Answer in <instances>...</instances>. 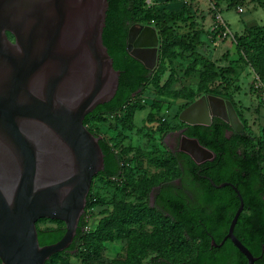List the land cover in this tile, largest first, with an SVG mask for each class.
Returning a JSON list of instances; mask_svg holds the SVG:
<instances>
[{
  "label": "water",
  "instance_id": "1",
  "mask_svg": "<svg viewBox=\"0 0 264 264\" xmlns=\"http://www.w3.org/2000/svg\"><path fill=\"white\" fill-rule=\"evenodd\" d=\"M107 9L108 0H0L1 264H45L67 249L92 179L104 169L100 137L83 120L98 104L110 101L119 84L120 70L102 38ZM158 46L154 26L129 27L127 51L147 69L156 65ZM200 101L205 114L206 104ZM196 102L182 112L187 124H209L214 115L242 130L228 99L208 94L207 121L201 120L203 114L184 116ZM182 140L181 149L197 163L215 156L197 138L183 135ZM226 185L233 187L240 204L223 241L229 238L247 264H254L258 257L233 231L243 211L242 196L229 182L217 187ZM39 218L62 220L63 236L40 245Z\"/></svg>",
  "mask_w": 264,
  "mask_h": 264
},
{
  "label": "trees",
  "instance_id": "2",
  "mask_svg": "<svg viewBox=\"0 0 264 264\" xmlns=\"http://www.w3.org/2000/svg\"><path fill=\"white\" fill-rule=\"evenodd\" d=\"M188 1L184 0L178 10H160L155 0H108L102 38L113 59L114 68L120 70L119 84L113 98L98 104L84 117L83 122L94 135L98 136L87 125L89 120L99 119L105 115L113 116L129 105L131 98L143 89L150 79L152 70L147 69L142 62L128 53L126 48L128 29L134 23L154 26L159 40L158 56L171 63L179 56L178 54H189L192 60L187 64L185 74L189 75L195 71L199 73L196 90L180 88L172 91L173 96L188 97L189 100L184 107L202 93L228 99L243 124L242 130L238 132L221 117L213 116L209 124H185L182 127L186 136L197 138L200 144L215 153L209 173L213 182L215 184L229 182L240 192L243 211L233 231L251 253L258 257L254 264H264V140L253 135L235 99V93L239 91L235 67L229 64L218 66L211 57L207 58L198 52L197 47L207 33L202 29L192 28L195 23ZM220 1L215 0V3ZM258 1L264 2V0ZM233 2L236 4V1ZM187 21L191 31H179V23ZM214 22L215 32H223L224 27L218 23L216 17ZM8 36L13 39V35L9 32ZM234 38L256 74L264 82V26L251 25L243 33L234 34ZM172 74L173 70L166 81L167 85L173 80ZM261 104L264 105L259 102V105ZM134 106H128L130 112ZM99 144L104 154V169L97 175H101L115 189L125 190L129 181L128 168L124 167L123 173L120 174V162L126 163L128 160L103 137H100ZM179 156L186 159L185 172L181 176L183 179L186 173L192 177L193 182L189 187L195 189L193 195L195 201L184 193L179 195L168 191L167 188H171L172 185L163 182L160 184L163 189L157 195L156 202L163 206L161 212L168 213V216L175 221L172 222L182 227L185 240L195 242V252L190 259L181 262H172L156 256L145 264H247L245 255L230 239H227L220 248L211 247L209 243L210 237L220 242L227 233L229 223L240 204L235 190L231 185L215 187L207 178L201 176L200 173L208 175L207 163L195 164L185 153ZM116 175L122 177L121 181H112V177ZM208 188L213 190L214 198L213 214L209 220L206 211ZM99 203V195L93 193L91 185L85 211L79 219L71 244L67 249L51 255L45 264H56L52 261L61 254L80 257L84 264H90L100 255L103 242L115 238L112 233L114 218L109 215L101 217L95 228L84 230L87 224L86 215L90 214L94 206ZM149 209L153 212L149 213L148 217H154L157 210L152 207ZM41 220H49L57 225L36 226L40 245L54 243L63 236L65 223L62 220L39 218L36 223ZM168 235L172 234L168 232Z\"/></svg>",
  "mask_w": 264,
  "mask_h": 264
},
{
  "label": "rangeland",
  "instance_id": "3",
  "mask_svg": "<svg viewBox=\"0 0 264 264\" xmlns=\"http://www.w3.org/2000/svg\"><path fill=\"white\" fill-rule=\"evenodd\" d=\"M188 3L195 23L192 28L207 33L197 47L198 52L207 58L211 57L218 66L229 64L235 67L239 85L235 99L253 135L264 140V114L258 111L260 105L252 89V80L259 76L234 38V34L243 33L251 25L264 26V2L221 0L216 4L215 0H189ZM238 7L242 9L238 11ZM220 14L230 30L226 35L214 30L215 17ZM179 26V31H191L189 21L179 23ZM178 55L171 63L158 56L150 79L131 98L129 105L113 116L91 118L87 124L114 149L123 153L129 162V181L125 190L115 189L101 175H95L92 179V191L99 195L100 203L86 215L84 230L95 228L101 217L109 215L114 218L112 233L115 238L103 242L100 255L90 264H142L153 256L180 261L194 253L195 242L185 240L180 225L158 211L154 217H148L153 212L148 203L151 189L179 175L177 163L169 151L168 143L164 141L166 133L187 124L181 119L182 112L198 100H204L206 104V112L201 120L207 121L208 118V93L194 97L187 107L184 106L188 97H175L172 94V91L184 87L196 90L199 80L198 71L185 74L192 56L185 53ZM172 70L173 80L167 85ZM133 105L134 109L130 112L128 106ZM55 225L57 223L49 220L36 223L38 227ZM168 232L172 235H168ZM52 262L84 264L82 258L68 254H61Z\"/></svg>",
  "mask_w": 264,
  "mask_h": 264
},
{
  "label": "flooded vegetation",
  "instance_id": "4",
  "mask_svg": "<svg viewBox=\"0 0 264 264\" xmlns=\"http://www.w3.org/2000/svg\"><path fill=\"white\" fill-rule=\"evenodd\" d=\"M213 116H214V115H213ZM213 116H211V118H212ZM183 135H186V134L184 133V127H181V128H179L178 130H176V131H171V130H170V131H168V132L166 133V138L164 139V141H166V142L168 143L169 151H170V153H171L173 159H174V160L176 161V163H177V166H178V169H179V175H178L176 178L172 179V180L162 181L161 183H163V182H168L169 184L172 185L171 188H167L168 191H173V192H175L176 194L178 193L179 195H180V193H184V194L188 195L189 198L192 199V201H195V199H194V197H193V195L195 194V189L189 187L190 184H191V182H193V179H192V177H191L190 175L188 176L186 173H184V176H185V177L182 179L181 174H182L183 172H185L184 169L186 168V163H187V162H186V159H185V158H182V157H180L179 155L182 154V153H185L187 156H189V158H190L195 164H203V163H207V171H208V175H207V174H204V173H200V174H201V176L207 178V179H208V182H210L213 186L217 187V185H219V184H215V183L213 182V180L211 179L210 175H209V173L211 172V169H212V164H211V163H212L213 159L215 158V156H208V158H206V159L203 160L202 162L197 163V162L195 161L194 157H192L191 155H189L188 153L184 152V151L181 149V146H182V143H183V140H182V136H183ZM99 137H101V136H99ZM167 138H169V141H167ZM211 151H212V150H211ZM120 164H121V171H120V174H122L123 171H124V167L129 168V162L124 163V162L121 161ZM199 171H200V170H199ZM96 175H97V174H96ZM182 175H183V174H182ZM121 179H122V177L119 176V175H116V176L112 177V181H113V182L121 181ZM161 183H159L158 185L154 186V187L151 189V191H150V193H149V201H148L149 205H150L152 208H154L155 210H157L159 213L163 210V206H161L160 204H158V203L156 202V197H157V195H159L160 191L163 189V188H161V186H162V185H160ZM174 186H175V188H174ZM153 191H154V192H153ZM179 191H180V192H179ZM212 194H213V190H211V189L208 188V202H207V205H206V211H207V213H208V220L211 219L212 214H213V200H214V198H213V195H212ZM161 213L164 214V215H166V217H168L171 221H173V220L168 216V213H166V212H161ZM173 222H175V221H173ZM224 236H225V235H224ZM224 236H223V238H224ZM209 237H210V234H209ZM223 238L221 239L220 242H216L212 237H210V240H209L210 246H211V247H215V248H220V247H222V246L224 245V243H226L225 241H226L227 239H229V238H227V239H225V240L223 241ZM213 240L215 241V244H213ZM222 241H223V242H222ZM194 252H195V251H194ZM193 255H194V253L191 254V255H189L188 257L184 258L183 260H180V261H172V262H181V261H184V260H188V259H190ZM154 257H156V256H153V257H151V258H154ZM157 257L160 258V259L168 260V259H166V258H164V257H162V256H157ZM151 258H150V259H151ZM150 259L147 260V261H145V262H143L142 264H145V263L149 262ZM168 261H171V260H168Z\"/></svg>",
  "mask_w": 264,
  "mask_h": 264
},
{
  "label": "crops",
  "instance_id": "5",
  "mask_svg": "<svg viewBox=\"0 0 264 264\" xmlns=\"http://www.w3.org/2000/svg\"><path fill=\"white\" fill-rule=\"evenodd\" d=\"M183 1L184 0H155V3L157 4L158 9H160V10H178L181 8ZM220 16H221V14H220ZM221 19L223 20L225 26L227 27V30L230 32L229 27H228L227 23L224 21V19L222 18V16H221ZM258 103H259V101H258ZM262 105L263 104H261L258 107V111L260 112V114H264V106H262ZM208 108H209V103H208ZM220 110H222V109L220 108Z\"/></svg>",
  "mask_w": 264,
  "mask_h": 264
},
{
  "label": "built area",
  "instance_id": "6",
  "mask_svg": "<svg viewBox=\"0 0 264 264\" xmlns=\"http://www.w3.org/2000/svg\"><path fill=\"white\" fill-rule=\"evenodd\" d=\"M241 9L242 8L238 7V11H240ZM216 18L219 24H221L223 27H226L220 15H217ZM228 32L229 31L226 27V30L224 29L223 34L226 35ZM252 84L253 92L256 94L258 101L264 103V82L259 77H255L252 80Z\"/></svg>",
  "mask_w": 264,
  "mask_h": 264
},
{
  "label": "bare ground",
  "instance_id": "7",
  "mask_svg": "<svg viewBox=\"0 0 264 264\" xmlns=\"http://www.w3.org/2000/svg\"><path fill=\"white\" fill-rule=\"evenodd\" d=\"M202 105V101L196 102L187 112H184V116L187 118H198L202 114L204 115Z\"/></svg>",
  "mask_w": 264,
  "mask_h": 264
}]
</instances>
